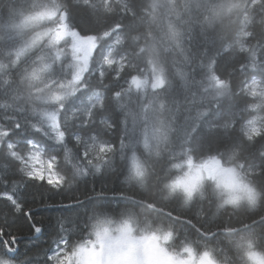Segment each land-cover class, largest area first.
<instances>
[{
    "label": "snow or ice",
    "instance_id": "obj_1",
    "mask_svg": "<svg viewBox=\"0 0 264 264\" xmlns=\"http://www.w3.org/2000/svg\"><path fill=\"white\" fill-rule=\"evenodd\" d=\"M9 176L0 264H264V0H0Z\"/></svg>",
    "mask_w": 264,
    "mask_h": 264
},
{
    "label": "trees",
    "instance_id": "obj_2",
    "mask_svg": "<svg viewBox=\"0 0 264 264\" xmlns=\"http://www.w3.org/2000/svg\"><path fill=\"white\" fill-rule=\"evenodd\" d=\"M12 177H7V180L9 183L0 184V192L4 190L10 191V181ZM98 187V185H97ZM22 195L24 196V210H27V207L29 205H32L35 203V200L33 197L37 195L42 190H36L31 188H22L21 190ZM54 200L60 201L61 199H64L61 196H54ZM64 202L67 203V199H64ZM11 208L10 202L4 200L3 198H0V217L3 216L4 212L6 210H9ZM58 214V210L56 209H47V208H40L37 207L36 211L33 213L34 217L44 218V224L42 226V234L39 236H27V235H21L20 242L17 244V253L13 254L14 259L17 261L23 260L26 258V256H31L34 261H36V264H42L43 258L37 259L36 254L43 248L47 247L50 243L52 230L51 226L49 224V220L56 216ZM19 215V214H18ZM27 218L24 217L22 220H18V223L26 224ZM30 227V226H29ZM16 229H12V234H16ZM26 231V229H25ZM4 239H9V230L6 229L5 231V237ZM10 242V239H9ZM3 244L4 240H0V250H3ZM6 251V250H5Z\"/></svg>",
    "mask_w": 264,
    "mask_h": 264
}]
</instances>
